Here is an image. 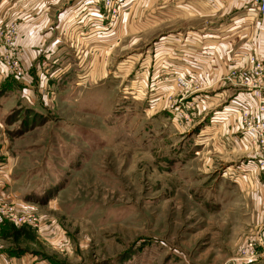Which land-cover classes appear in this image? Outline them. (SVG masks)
Masks as SVG:
<instances>
[{
  "label": "rangeland",
  "instance_id": "374dc122",
  "mask_svg": "<svg viewBox=\"0 0 264 264\" xmlns=\"http://www.w3.org/2000/svg\"><path fill=\"white\" fill-rule=\"evenodd\" d=\"M220 1L128 0L105 38L68 12L64 65H0L3 264H237L263 174L212 119L231 100L177 82L202 76L186 48L232 24L240 4Z\"/></svg>",
  "mask_w": 264,
  "mask_h": 264
},
{
  "label": "crops",
  "instance_id": "0c3cea01",
  "mask_svg": "<svg viewBox=\"0 0 264 264\" xmlns=\"http://www.w3.org/2000/svg\"><path fill=\"white\" fill-rule=\"evenodd\" d=\"M72 1L73 0H0V29L7 23H11L12 20L10 19L16 20L15 23H12L17 26L16 34L18 35L20 51L24 52V62H31L32 66L36 64L37 68H39V66L59 67L64 65L65 52L70 53L76 50L77 44L75 45L73 42L69 44L62 35L65 32L66 34L68 33V29H65V27L68 26V24L65 23V19L69 15L68 6L71 5ZM253 1L254 0L220 1L240 4L238 11L235 13L236 16L233 18V22L229 26V29L225 31L223 38H218L213 44L207 43L205 46L203 45L200 53H198L197 47L189 46L186 48V57L189 58V55H192L193 59H190L191 61L185 59V61L192 64L191 71L196 72L199 70L201 72V77L204 78L208 90L206 92L207 100L210 97L212 99L218 97L220 102L225 100L235 102V99L239 98V96L236 95V92L230 89V87H227V82L225 80L228 69L235 63L233 60L236 59L242 51L248 48L251 49L252 53H264V15L256 16L247 12V9L251 6ZM199 3L201 5L204 4L203 1H199ZM75 28L77 29L79 27L76 26ZM185 39L188 40L189 38ZM164 40H166V38H164ZM75 42H79L78 37L75 38ZM166 42L167 41H164V44ZM162 43L158 44V51L162 49ZM189 75L190 74H188V76ZM222 106V109L215 112L214 115H220V112H222L228 104ZM213 118L215 117H212V119ZM224 121L226 123L223 124V126L226 127L227 130H234L233 133L237 132L239 128V120L237 117L229 115ZM228 125L231 126V129L227 128ZM261 180H264V175H262ZM259 195L260 203L264 205V201H261V198L264 200V186L262 188L259 187L257 195H255L257 199ZM259 220L260 221L255 224L250 234L254 233L259 225H261L264 220V214ZM3 253L0 251V264H3L1 262L2 259H13L14 261L15 258H10ZM25 262L26 261L23 260L21 264ZM30 263L31 262H28V264ZM12 264H14V262ZM33 264L42 263L38 261Z\"/></svg>",
  "mask_w": 264,
  "mask_h": 264
},
{
  "label": "built area",
  "instance_id": "2783aa9c",
  "mask_svg": "<svg viewBox=\"0 0 264 264\" xmlns=\"http://www.w3.org/2000/svg\"><path fill=\"white\" fill-rule=\"evenodd\" d=\"M127 2L128 0H73L68 11L74 15L75 19L72 18L71 21L79 29L83 30L85 25H89L99 33V37L105 38L114 33L117 18ZM247 12L256 16L264 15V0H255ZM4 29H0V65L12 76L21 75L26 78L21 64L24 57L16 38L17 26L11 22ZM233 62L235 63L228 69L225 80L236 87L239 98L235 102H229L220 115H214L213 119L226 120L229 115L238 118L241 140L249 150L247 164L249 167L255 166L264 175V53H252L248 48ZM190 79L192 81L187 82L179 76L177 82L185 89L191 87L194 81L203 85V77L191 76ZM232 261L237 264H264V220L241 245Z\"/></svg>",
  "mask_w": 264,
  "mask_h": 264
}]
</instances>
